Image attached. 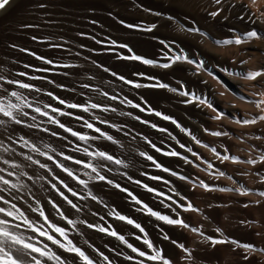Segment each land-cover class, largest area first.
<instances>
[{"label": "rangeland", "instance_id": "rangeland-1", "mask_svg": "<svg viewBox=\"0 0 264 264\" xmlns=\"http://www.w3.org/2000/svg\"><path fill=\"white\" fill-rule=\"evenodd\" d=\"M214 12L218 14L212 16L211 13ZM126 24L138 25L139 28H128L125 27ZM151 25H156L152 31L141 30ZM195 29L199 31H194ZM253 30L258 33L259 38L247 37V33ZM236 38L244 42L239 45L214 43ZM111 41L116 44L112 45ZM122 44L128 47H119ZM213 46H221L224 49H215ZM128 48L132 49L131 53ZM262 49L264 0H220L219 3L216 0H10L6 8L0 10V100L5 104L9 100L19 103L11 96V92L15 91L26 102L31 103L32 108L23 109L29 113L27 117L16 113L17 118L24 122L19 125L0 114V120L5 121L0 124V169H4L0 176L20 186L11 189L10 185L0 183V189H3L0 190V196L16 204L28 220L43 224L53 236L66 243L63 237L48 228L39 211H33L42 209L51 224L66 229L68 239L92 259L94 264L160 262L140 257L117 237L100 232L96 227L89 228V224L115 231L124 236L127 243L151 255L152 250L143 243L147 238L170 264H229L230 255L234 258V264H264V259H261L264 254L245 260L241 253L243 247L238 246L245 244L244 238L232 243L228 236L231 223L240 231L247 226L244 217L246 206L243 205L245 163L248 160H256L254 166L262 167L259 155H264V127L257 129L254 126V130L250 132L252 127L247 128V124L242 122L243 106L231 102L224 104L225 100L213 86V82L204 79L208 77L223 87L226 84L228 87L225 90L229 93L233 91L241 97L239 88L234 86L241 88L243 81H249L252 85L258 84L259 77L247 80L240 74L262 71ZM239 51L238 62L231 63V80L223 79L221 73L224 71L219 61L221 58L229 61L231 53ZM31 53H35V56ZM133 53H140L138 56L141 57L144 54L143 58L149 57L154 64L150 66L141 61L120 58ZM179 54L201 62L202 66L196 69L195 63L176 62L169 68L159 67L160 64L169 63V57ZM45 60H51L52 63H45ZM251 61L255 64L254 70L248 68ZM191 67L194 70H190ZM149 76L154 79L158 77L156 80L163 84L169 83V87L163 92H155V99L151 104L144 100L142 88L134 87L135 84L143 83ZM216 77L223 81V84L219 83ZM8 81L14 83L10 84ZM125 81L132 83L129 85ZM15 82L27 83L32 88H20ZM172 87L177 91L171 93L169 89ZM181 91H187L190 95L182 96L179 94ZM48 93L52 95L49 96ZM104 93L108 95L105 96ZM191 94L206 99L213 107L209 108L197 100H193L192 104L187 102L192 98ZM112 96L116 99H111ZM59 100H64L65 104H60ZM93 103L100 107L89 108L87 112L82 108L67 107V104L87 106ZM46 105L50 107H45ZM35 107L47 111L65 127L94 139L84 142L73 137L57 124L50 123L48 117L34 112ZM222 107L234 121L223 117L214 119L219 112L221 114ZM51 108L60 109L70 115H60L58 112H52ZM212 111L217 115L211 116ZM156 112L161 115L156 117ZM32 116L36 117L35 121L31 119ZM164 116L170 119L164 121ZM173 120L176 123H173ZM86 123H92L94 128H100L102 133L113 139L110 141L103 138L94 129L87 128ZM29 124L37 126L28 127ZM156 124V127H151ZM45 128L48 129L47 132L44 131ZM212 132L226 134L214 136ZM20 137L35 144L53 159L48 160L47 156H41L23 146ZM181 144L185 147L181 148ZM5 148L9 151H5ZM85 148L89 152L103 151L111 155L113 161L89 157L84 152ZM189 148L191 152L187 150ZM173 150L180 153V156L163 154ZM141 152L145 153V157L140 155ZM193 152L197 155L193 156ZM216 153L229 156L230 159L221 160ZM29 155L46 167L40 168L27 160ZM65 156L73 159L66 160ZM147 156L153 159L148 160ZM231 158H238V162ZM5 160L9 163L5 164ZM75 160L93 164L105 180L90 179L89 176L95 177L96 173L83 168L82 164L74 163ZM115 160L122 163L116 164ZM57 163L63 164L74 175L86 180L87 188L69 177L57 167ZM209 163L212 168H208ZM12 164L18 167L13 168ZM157 164L161 167H156ZM164 168L169 171H163ZM8 172H13L14 175L9 176ZM85 172L89 175H85ZM172 172L177 175L173 176ZM221 172L224 175H219ZM181 176L186 179H180ZM201 181L212 190L201 187ZM64 184L77 192L78 196H72ZM52 185H55V188ZM116 185H119V188ZM143 185L155 191L149 192ZM89 192L96 197L95 200L88 195ZM60 193L72 200L79 211L73 209ZM156 193L163 195L158 196ZM79 196L87 198L80 199ZM133 196L142 203L137 204ZM143 204L161 215L182 219L189 227L157 220L145 210H140ZM188 204L198 211H185L184 208ZM0 207L9 208L10 204L0 201ZM57 208L64 217L76 222L75 227L61 218ZM113 213L132 219L141 225L144 232H140L126 221L116 219ZM0 218L8 219L12 224H21L19 229L12 230L25 238H32L29 242L36 243L38 240L47 244L64 264H83L74 253L64 251L44 237H38L27 229L22 221L12 220L3 214H0ZM263 220L264 209L259 225H254L249 230L254 231L258 236L256 242L264 248ZM192 228L198 231L193 232ZM165 236L168 239H165ZM213 239L229 242L214 245L211 242ZM180 245H183V248ZM37 246H41L40 243H37ZM101 253L108 257L107 261ZM40 259L42 264H56L46 258Z\"/></svg>", "mask_w": 264, "mask_h": 264}, {"label": "snow or ice", "instance_id": "snow-or-ice-1", "mask_svg": "<svg viewBox=\"0 0 264 264\" xmlns=\"http://www.w3.org/2000/svg\"><path fill=\"white\" fill-rule=\"evenodd\" d=\"M217 3L220 2V0H216ZM253 2H255V0H253ZM10 3V0H0V10H3L6 8V6ZM218 13L214 12L211 13L212 16H216ZM123 23V21L121 22ZM125 27L128 28H139L138 25H132V24H126ZM156 27V25H151L148 26L146 28H143L141 30L143 31H152L154 28ZM189 31H193L192 29H189ZM194 31H199L198 29H195ZM203 35V33H201ZM247 37L248 38H259L258 37V33L253 30L249 33H247ZM33 39H36L35 37H33ZM244 41L240 38H236L235 40H222V41H214V43L218 44V45H231V44H241ZM99 43V41H98ZM161 43H164L163 41H161ZM112 45H115L116 42L115 41H111ZM119 47H123V48H127V45H119ZM23 51V49H22ZM128 51L131 53L132 49L128 48ZM32 55L35 56V53H31ZM121 59H125V60H135V61H141L143 64L146 65H152L154 64V61L149 60V59H144L141 56L135 55L134 53L129 55V56H122L120 57ZM37 59H41L43 60V57H37ZM169 63H164V64H160L159 67L162 68H169L172 66V64L176 63V62H187L189 64H196L197 69H199L202 64L201 62H196L193 60L188 59L187 56L183 55V54H179V55H175L172 57H169ZM45 63L51 64L52 61L51 60H45ZM42 69H38V71H40ZM21 75H24L23 73H21ZM113 75H115L113 73ZM243 76L244 79L247 80H255L257 77H260L262 75H264V71H250L248 73H244V74H240ZM37 77H33V79H36ZM120 79H124L123 77H120ZM216 79L218 80L219 83L223 84V81H221L218 77H216ZM126 83L131 84L132 81H125ZM8 83H14L13 81H8ZM18 84V86L20 88L23 89H30L32 88L31 85L27 84V83H20V82H15ZM206 83V82H205ZM87 87V85L85 86ZM134 87L136 88H140V87H160V88H168L169 86L163 83H158V84H153V85H141V84H135ZM225 89H227V85L224 84ZM170 91H177L176 89H169ZM37 91H39L37 89ZM182 96H189L190 94L187 91H181L179 93ZM221 96L225 95V92H221L219 93ZM49 96L52 95V93H48ZM105 96H107V93H104ZM261 96H264V93L260 94ZM11 96L15 97V99L17 101H19V103H13L11 100H9L7 102V104H5V102L3 100H0V114H2L4 117L9 118L12 122H14L15 124L19 125L24 123L21 119L17 118L16 113H19L25 117H27L29 115L28 112H25L23 109L25 107L28 108H32L31 103H28L24 100V98L18 94L17 92L13 91L11 92ZM191 99L187 102L191 103L193 100H197L199 101L200 104H206L209 108H212L213 105L211 103H209L206 99H203L201 97L196 96L195 94H191ZM111 99L115 100L116 97L112 96L110 97ZM58 99V98H57ZM122 103L124 101H121ZM60 104H65L64 100H59ZM131 103V102H129ZM254 103H256V106L258 108L261 109L262 112H264V108H262L261 106L264 105V99L257 101H254ZM133 107H139V105H132ZM45 107H50L49 105H46ZM68 108H82V110L84 112L89 111V108L95 109L100 107L98 104H89L87 106H82V105H77V104H67ZM105 111H107V109H104ZM114 110V109H113ZM215 110V109H214ZM34 112L39 113L41 116H45L48 117V120L50 123L53 124H57L60 128L64 129V131L71 133V135L73 137H77L79 140L87 142L90 139H94V137H89L87 135H82L78 132L73 131L71 128H67L65 127L64 124L60 123L59 120H57L55 117H52L49 115V113L47 111H42L40 107H35L33 109ZM52 112H58L60 115H70L69 113L66 112H62L60 109L57 108H51ZM141 111H143V109H141ZM157 116H160L161 113L156 112L155 113ZM223 114H218L216 117H214V119H221ZM31 119L33 121L36 120L35 116H32ZM77 119H81V117H77ZM163 119L168 120L170 119L167 116H164ZM257 119L264 121V115L259 116L258 118H253L251 120H244L242 121L244 124H255L257 123ZM173 123H176L174 120L172 121ZM5 121L0 120V124H4ZM28 127H36L37 125L34 124H29L27 125ZM179 127V125H177ZM86 127L89 129H94L95 132L100 133V135L107 139V140H112L113 138L105 133L101 132L100 128H94V125L92 123H86ZM152 127H156V125H152ZM182 131H184V129H181ZM44 131H48L47 128L44 129ZM161 131H165L164 129H161ZM214 136H220L222 134H226V133H220V132H212L211 133ZM53 135H56L55 133H53ZM21 141H23V146L28 147L31 149L32 152H36L41 156H47L48 160H52L53 157L51 155H47V153L42 152L35 144H31L29 141L25 140L23 137L19 138ZM193 139H195V137H193ZM150 143V142H149ZM197 143H200L199 141H197ZM153 147H155V145H153ZM181 148L185 147L183 144L180 145ZM5 151H9V149L5 148ZM78 150V149H77ZM157 151H160V149H156ZM189 152H191L192 150L189 148L187 149ZM212 151L215 153L216 150L213 148ZM84 152L87 156L89 157H98L101 158L103 160H107V161H113V157L111 155L106 154L103 151H97V152H89L87 150V148L84 149ZM165 155H170V156H180V153L176 152V151H171V152H166L164 153ZM140 155L144 156L145 153H141ZM193 156H196V153H192ZM216 155L218 156V158H220L221 160H228L230 159L229 156H220L219 153H216ZM184 159H187L186 157H183ZM27 160L31 161L34 164L39 165L40 168H45L46 165L45 164H41L39 160H33L32 156H27L26 157ZM64 159L66 160H72L73 158L70 156H65ZM148 160H152L153 158L151 156H147ZM233 159L234 162H238V158H231ZM116 164H120L122 163L120 160H115L114 161ZM188 163H191V161H187ZM260 162H264V157L260 158ZM5 164H8L9 161L5 160L4 161ZM74 163L76 164H82L83 168L85 169H91L92 173H96L95 177H91L89 176L90 179H99L101 181L105 180V177L103 175H100L99 172L97 171V168L95 166H93V164L91 163H84L80 160H75ZM155 163V162H154ZM247 163L250 164H255L257 163L256 160H248ZM11 167L16 168L18 167V165L16 164H12ZM57 167L61 168L65 173H67V175L69 177H72V179L76 180L80 185H83L85 188H87L88 186V182L86 180L80 179L79 176L74 175V173L67 167H65L63 164H59L57 163ZM156 167H161L159 164L156 165ZM208 168H212V165L209 163L208 164ZM4 171V169H0V172ZM163 171L168 172L169 169L164 168ZM85 175H89V173L85 172ZM173 176L177 175V173L172 172L171 173ZM9 176L14 175L13 172H8ZM219 175H224V173H219ZM29 179H31V177H29ZM152 179H160V177H152ZM180 179H186V177L181 176ZM0 183H2L3 185H10L11 189H17L18 187H20L18 184L15 183H11L9 180L5 179L3 176H0ZM61 183H63L61 181ZM108 183H112L111 181H108ZM139 183V182H137ZM200 186L205 188L206 190H212L210 188L209 185L203 183L202 181L200 182ZM53 188H55V185H52ZM64 187L68 189V191L72 194V196H78V193L73 191L71 188H68L67 184H64ZM116 187L119 188V185H116ZM143 187L149 191V192H154L155 190L148 187L147 185H143ZM3 190V189H0ZM123 191H127L126 189H122ZM221 191H231V189H220ZM59 191V190H58ZM246 194V193H245ZM60 195L63 197V199L69 204L71 205V207L73 209H77V211H79L78 207L76 204H74L72 202V200L68 199L67 196H64L63 193H60ZM89 196H91V198L93 200L96 199L95 196H92L91 192L88 193ZM129 195H131V193H129ZM156 195L158 196H162L163 193H156ZM260 195L264 196V193H260ZM80 199H86L87 197L84 196H79ZM133 200H135V202L137 204H141L142 202L138 199H136V197H132ZM168 199H171V197H168ZM0 201H3L4 204H10L9 208H4V207H0V214H3L4 217H10L12 218V220H18V221H22L23 225L31 230L33 233H36L38 237H44L46 238L48 241H50L52 244L57 245L59 248L63 249L66 252L69 253H74L77 257L80 258L81 261H83V264H94V261L92 259H90L80 248L76 247L73 242L68 239L67 236V231L66 229L56 226L54 224H51V222L48 220V217L45 215L44 211L42 209H33V211H39V215L40 217L43 218V221L48 224V228L51 229V231L58 233L59 236L63 237L64 241H66V243L62 242L60 239H57L55 236H53L51 234V232L48 229H45L43 224H35L32 221L28 220V218L25 216V214L19 209L17 208L16 204L14 203H10V201L5 200L3 196H0ZM53 207H57L56 205H53ZM181 207H184L183 205H181ZM140 210H145L149 215L155 217L157 220H161L164 221L167 224H172V225H181L185 228H188L189 225L185 224L184 221L182 219H172L169 216L166 215H161L159 212L153 211L150 207H148V205L143 204L142 209ZM185 211H198L197 209H195L191 204H188L187 207L184 208ZM58 213L61 215V218L67 220V223L72 225L73 227H75V223L73 220L67 219V217L63 216L62 212H59V209L57 208ZM116 217V219L121 220V221H126L128 224L130 225H134L137 229L140 230V232H144V229L141 227L140 224L135 223V221H133L132 219H129L126 216L120 215L119 213H113ZM21 227V224H12L10 222V220L8 219H4V218H0V264H42V260L40 258H46L49 261H55L56 264H64V261L58 256L56 255L55 252L51 251V249L48 247L47 244H43L42 242L38 241L36 243L33 242H29L32 238H25L23 235L19 234L16 231H13V228L19 229ZM89 228L92 227H96L98 231L100 232H106L108 235L111 236H115L117 237V239H119L120 241L124 242L127 244V246L135 253H137L140 257H145L147 260L149 261H159L160 264H170V261L166 258L163 257L162 253L160 250L156 249L152 242L150 240H148L147 238H145L143 240V243L145 245H147L148 249L152 250L151 255L147 254L144 251H140L139 249L133 247L132 244L127 243V241L125 240V237L122 235H118V233H116L115 231H109L107 228H104L102 226H95V225H88ZM193 232H197L198 230L196 228H192L191 229ZM202 235V233H201ZM146 236V234H145ZM165 239H168L167 236L164 237ZM137 239H140V237H137ZM211 239V238H208ZM211 242L215 245V244H219V243H226L229 241H225V240H211ZM232 243H237L236 241H231ZM37 243H40L41 246H37ZM175 243V242H174ZM240 247H243L249 251H254L255 248L253 245H248V244H244V245H238ZM181 248H183V245H180ZM185 251H188L187 249H184ZM264 251V250H262ZM33 254H37V255H33ZM101 256H103V254H100ZM190 255V252H189ZM25 257H27L28 259L26 260ZM40 257V258H38ZM128 259H133L132 257H127ZM247 258V257H245ZM103 259L105 261L108 260L107 256H103ZM110 264V262H109ZM138 264H143V261H139Z\"/></svg>", "mask_w": 264, "mask_h": 264}, {"label": "bare ground", "instance_id": "bare-ground-1", "mask_svg": "<svg viewBox=\"0 0 264 264\" xmlns=\"http://www.w3.org/2000/svg\"><path fill=\"white\" fill-rule=\"evenodd\" d=\"M3 12V11H2ZM206 41V39H205ZM208 44V42H205ZM215 49H220V50H223L224 47H221V46H213ZM264 49H262L261 51H263ZM226 52V51H225ZM223 53V52H222ZM229 53V52H227ZM137 55H139L140 53H136ZM230 54V53H229ZM141 55V54H140ZM144 55V54H143ZM142 55V57H143ZM150 56V55H149ZM231 58H230V62L227 61V60H221L219 61V65L220 67L223 69V73L222 74V78L225 79V80H231L229 79V77L231 78V74H230V70H232V61L234 62H238V59L237 57L240 56V51L239 52H235V53H231ZM147 58V57H146ZM149 58V57H148ZM147 58V59H148ZM248 65V64H247ZM246 65V66H247ZM254 63H251L249 64L248 68L251 69V70H254L256 67H254ZM151 66V65H150ZM190 66V65H189ZM154 68V67H152ZM158 68V67H156ZM160 69V68H159ZM197 69V68H196ZM195 69V70H196ZM188 70V69H187ZM190 70H194L193 67H191ZM262 71H264V66H262ZM191 75V74H190ZM197 75V74H196ZM201 75V74H200ZM156 76V75H155ZM160 76V75H159ZM203 76V74H202ZM119 77V76H118ZM154 77V76H153ZM205 77V76H204ZM203 77V78H204ZM146 78V77H145ZM156 78V77H155ZM158 78V77H157ZM156 78V79H157ZM162 78V77H161ZM154 78H150V76L148 78H146L143 83L141 82L140 84L141 85H153V84H158V83H161L159 82L158 80H156ZM159 79V78H158ZM207 82H213V86L216 87V90L218 91V93H221V92H225V95L222 96V98L225 100V103H232V104H240L243 106V109H242V114H241V117L243 120H251L253 118H258L259 116L261 115H264V112L261 111L260 108H258L256 106V103H254V101H259L261 99H264V96H261L260 94L261 93H264V75L260 76L259 77V82L257 85H252L249 81H243V84H241V88L240 87H236L234 86L235 88H239V92H241L240 95H242L241 97H239V94H236L232 91V93H229L228 90H225V88L223 86H220V85H217L216 81H213L211 80L210 78H204ZM164 81V79H162ZM133 81V80H132ZM141 81V80H140ZM137 82V81H136ZM225 83V82H224ZM167 84V83H166ZM130 85V84H129ZM169 85V83H168ZM237 85V84H236ZM172 86V85H171ZM232 86V85H231ZM205 88H207V86L205 85L204 86ZM143 92H142V96L144 98V100L146 101V103L148 104H151L152 103V100L154 101L155 99V92H163V90L166 88H160V87H141ZM139 88V89H141ZM193 88V87H192ZM173 89V87L171 88ZM138 90V89H137ZM170 92V91H169ZM172 93V91H171ZM174 93V92H173ZM125 94V93H124ZM178 94V93H177ZM206 94V93H205ZM159 95V94H158ZM164 95V94H163ZM162 95V96H163ZM141 97V96H140ZM244 97V99L242 98ZM142 98V97H141ZM174 98V97H173ZM178 101V100H177ZM117 102V101H116ZM165 102V101H164ZM180 102V100H179ZM183 102V101H182ZM145 103V102H144ZM163 103V102H162ZM174 103V102H173ZM178 103V102H177ZM165 104V103H164ZM185 104V103H184ZM192 104V103H191ZM191 104H189L191 106ZM223 104V105H224ZM124 105V104H123ZM140 105V104H139ZM153 105V104H152ZM163 105V104H162ZM171 105V104H169ZM165 106V105H164ZM187 106V104H186ZM194 106V105H193ZM264 105H262L261 107H263ZM143 107V105H142ZM148 108V106H146ZM151 107V106H150ZM154 107V106H153ZM166 107V106H165ZM184 107V106H183ZM130 108V107H129ZM177 108V107H176ZM154 109V108H153ZM163 109V108H162ZM175 109V108H174ZM179 109V108H178ZM137 110V109H136ZM166 110V109H165ZM169 110V109H168ZM234 110V109H233ZM130 111V110H129ZM148 111V109H147ZM209 111V110H208ZM140 112V111H139ZM155 112V111H154ZM153 112V114H154ZM163 112V111H162ZM169 112V111H168ZM185 112V111H184ZM233 112V111H231ZM127 113V112H126ZM147 113V112H146ZM164 113V112H163ZM186 113V112H185ZM210 113V112H209ZM213 115L211 116H215L217 115V113H214L213 111L211 112ZM220 113V112H219ZM218 113V114H219ZM235 113V111H234ZM140 114V113H139ZM138 114V115H139ZM152 114V112H151ZM221 114L223 118L225 119H230L231 121H234L233 118H231L232 116H229L227 115V113L225 112V110L223 109V107L221 108ZM172 115V114H171ZM237 116V114H235ZM126 116V115H125ZM147 116V115H145ZM149 116H152V115H149ZM148 117V116H147ZM158 117V116H156ZM143 118V117H142ZM155 118V117H153ZM161 118V117H160ZM240 118V117H239ZM149 119V118H147ZM159 119V118H158ZM163 119V118H162ZM164 121H168V120H165L163 119ZM222 121V120H221ZM144 122V121H143ZM146 122V121H145ZM171 122V121H169ZM152 123V122H151ZM168 125V124H167ZM157 126V124H156ZM162 126H165V125H162ZM247 128H250L252 127L250 130V132H252L254 130V126L258 128L260 127H264V123L263 121L261 120H258L257 119V123L255 124H247L245 125ZM152 127V125H151ZM160 127V126H159ZM158 127V128H159ZM166 129V128H165ZM153 130V129H152ZM248 131V130H247ZM171 132V131H170ZM249 132V131H248ZM128 134V133H127ZM168 134V133H167ZM250 134V133H249ZM161 135V134H160ZM169 135V134H168ZM172 136V135H170ZM128 140V139H127ZM151 141V140H150ZM156 141V140H155ZM167 145V144H166ZM248 146V145H247ZM166 147V146H165ZM169 147V146H168ZM134 148V147H133ZM167 148V147H166ZM248 150H249V147H247ZM135 149V148H134ZM146 149V148H145ZM157 149V148H156ZM162 149V148H161ZM169 149V148H168ZM141 150V149H140ZM163 150V149H162ZM166 151V150H165ZM142 153V152H141ZM159 153V152H158ZM163 153V152H162ZM264 153V152H263ZM164 154V153H163ZM260 154V153H259ZM163 156V155H162ZM168 156V155H166ZM145 157V156H144ZM165 157V156H164ZM259 157H264L263 154H260ZM168 158V157H167ZM259 158V159H260ZM170 160H174V158L171 159V157H169ZM138 160V159H137ZM141 160V159H140ZM157 160V159H156ZM162 160V159H161ZM172 160V161H173ZM176 160V159H175ZM164 161V160H163ZM171 161V162H172ZM145 162V161H144ZM246 164V168L244 169L245 171V180H244V184H243V192H244V201H243V205L246 206V219H245V222L247 223L246 227L240 231L238 229L235 228V226L231 223V225L229 226L230 229L228 230V236L230 237V239L232 241H238V240H243L242 238H244V242L245 244H248V245H253L255 250L254 251H249L245 248H243V257H247L245 258L248 259V258H251L252 256L256 255V256H263L264 254V248L258 243L256 242L257 240V235L254 234L253 232H251L249 230V228L252 226L256 227L257 225H259L260 221H261V216H262V213H263V209H264V196L260 195V193H264V162H261L262 164V167L260 165H257V166H260L258 168H256L257 166H254V164H250V163H245ZM255 167V168H254ZM246 193V194H245ZM139 195V194H138ZM242 205V206H243ZM244 208V207H243ZM243 215V214H242ZM244 222V221H243ZM264 222V220H263ZM243 227V226H242ZM238 228V227H237ZM259 229V227H257ZM262 228V227H261ZM257 230V229H256ZM258 232V231H257ZM262 238V237H261ZM259 239V238H258ZM233 245V244H232ZM237 246V245H236ZM229 249V248H228ZM224 250V248H223ZM231 250V249H230ZM237 250V249H236ZM241 250V248H240ZM235 251V250H234ZM233 251V252H234ZM226 253V252H225ZM238 253H240L238 251ZM235 256V255H234ZM239 256V255H238ZM240 256V257H242ZM227 257V256H226ZM239 258V257H238ZM233 256L230 255L229 257V264H234L233 262ZM261 259H264V258H261ZM249 260V259H248Z\"/></svg>", "mask_w": 264, "mask_h": 264}]
</instances>
